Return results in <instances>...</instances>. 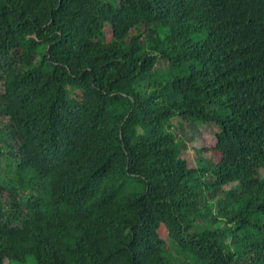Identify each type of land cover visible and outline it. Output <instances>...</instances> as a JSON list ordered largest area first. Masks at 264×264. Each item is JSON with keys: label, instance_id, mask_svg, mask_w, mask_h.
<instances>
[{"label": "trees", "instance_id": "obj_1", "mask_svg": "<svg viewBox=\"0 0 264 264\" xmlns=\"http://www.w3.org/2000/svg\"><path fill=\"white\" fill-rule=\"evenodd\" d=\"M0 155V264H264V0H0Z\"/></svg>", "mask_w": 264, "mask_h": 264}, {"label": "rangeland", "instance_id": "obj_2", "mask_svg": "<svg viewBox=\"0 0 264 264\" xmlns=\"http://www.w3.org/2000/svg\"><path fill=\"white\" fill-rule=\"evenodd\" d=\"M107 39H110L112 37L111 31L108 29L107 30ZM176 123V122H175ZM200 129L202 130V137L197 140V141H189V144L191 145L192 148L196 145H211L215 143L216 137H215V130H218V126L215 124H202L200 126ZM190 133V132H189ZM7 159L4 156H0V173L1 175L4 174L6 166H7ZM262 175L264 176V169L261 170ZM7 264V262H6Z\"/></svg>", "mask_w": 264, "mask_h": 264}, {"label": "clouds", "instance_id": "obj_3", "mask_svg": "<svg viewBox=\"0 0 264 264\" xmlns=\"http://www.w3.org/2000/svg\"><path fill=\"white\" fill-rule=\"evenodd\" d=\"M0 156H2V155H0ZM7 161H8V163H9V160H7ZM262 169H264V168H262ZM262 169H261V170H262ZM4 173H5V172H4ZM0 174H1V173H0ZM3 175H4V174H3ZM3 175H1V176H3Z\"/></svg>", "mask_w": 264, "mask_h": 264}]
</instances>
